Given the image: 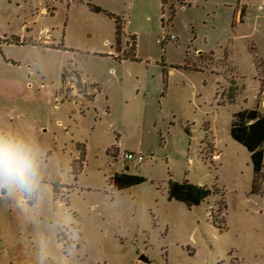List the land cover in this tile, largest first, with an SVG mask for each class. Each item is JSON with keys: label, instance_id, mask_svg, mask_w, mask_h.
I'll list each match as a JSON object with an SVG mask.
<instances>
[{"label": "rangeland", "instance_id": "374dc122", "mask_svg": "<svg viewBox=\"0 0 264 264\" xmlns=\"http://www.w3.org/2000/svg\"><path fill=\"white\" fill-rule=\"evenodd\" d=\"M236 1L0 0V134L42 161L39 191L0 189V264H264V147L253 189L229 135L264 114V13L241 0L235 22ZM121 174L144 182L117 191ZM169 181L211 195L187 208Z\"/></svg>", "mask_w": 264, "mask_h": 264}, {"label": "trees", "instance_id": "16d2710c", "mask_svg": "<svg viewBox=\"0 0 264 264\" xmlns=\"http://www.w3.org/2000/svg\"><path fill=\"white\" fill-rule=\"evenodd\" d=\"M170 0H160L161 7L169 3ZM173 16V9L170 8ZM171 20V19H170ZM164 42V40H163ZM134 50V49H133ZM164 71H162L163 73ZM233 120L230 124V138L243 147L249 154L250 164L253 172V189L262 179L263 169V153L264 147V114L256 108L251 110H242L232 116ZM114 189L123 191L130 187L137 186L144 182L141 177L121 174L111 179ZM263 186V185H262ZM211 192L203 187L192 185L187 182L176 183L169 181L167 188V199L180 203L187 208L198 207L201 203L209 198ZM215 222V219H214Z\"/></svg>", "mask_w": 264, "mask_h": 264}, {"label": "clouds", "instance_id": "9594fccd", "mask_svg": "<svg viewBox=\"0 0 264 264\" xmlns=\"http://www.w3.org/2000/svg\"><path fill=\"white\" fill-rule=\"evenodd\" d=\"M41 163L37 147L0 134V189L39 191Z\"/></svg>", "mask_w": 264, "mask_h": 264}, {"label": "crops", "instance_id": "0c3cea01", "mask_svg": "<svg viewBox=\"0 0 264 264\" xmlns=\"http://www.w3.org/2000/svg\"><path fill=\"white\" fill-rule=\"evenodd\" d=\"M256 2H257V4H256V9H257V11H258V6H260L261 4H262V2H263V0H256ZM236 10L234 11V16H233V20L235 21V22H239L240 24L242 23V22H244V20H245V18H246V14H247V12H246V10H245V6L244 5H242L241 4V0H237L236 1ZM242 6H241V5ZM237 9H238V11H237ZM249 51H250V53L252 54V57H253V61H254V68H255V70L257 71V70H259V73H258V75L257 76H261V75H264V64L262 63V62H260L259 60H258V57L256 56V53H254V49L251 47L250 49H249ZM254 53V54H253ZM200 53H198L197 54V57H200ZM212 56V58H209L210 60V62H208V63H200V62H192V64L191 65H189V66H186L185 67V69H187V70H190L191 69V71L192 70H194L195 72H200L201 70H203V68H206V69H208V70H211L212 72H213V70L215 69L214 67V65H215V63L213 62V60H214V56L213 55H211ZM224 56H225V54H224ZM206 57H204V59H205ZM203 59V60H204ZM203 60H201V61H203ZM258 60V62L257 63H255L256 61ZM208 61V60H207ZM203 62H205V61H203ZM193 66H194V68H193ZM250 68H251V66H250ZM227 71V70H226ZM165 72H167V71H165L164 70V73ZM232 74L233 73H229L228 75L230 76V77H233L232 76ZM216 76H219V75H216ZM223 81H225V80H223ZM234 80L233 79H231V82L232 83H234L233 82ZM232 83H230L229 82V80H227V81H225V84H220V83H217L218 85H217V87H218V89H222L223 91H226V89H235V86L232 84ZM231 84V85H230ZM222 85V86H221ZM259 90H264V80L262 81V82H260L259 83ZM258 90V91H259ZM222 91V92H223ZM208 144H210V143H208Z\"/></svg>", "mask_w": 264, "mask_h": 264}, {"label": "built area", "instance_id": "2783aa9c", "mask_svg": "<svg viewBox=\"0 0 264 264\" xmlns=\"http://www.w3.org/2000/svg\"><path fill=\"white\" fill-rule=\"evenodd\" d=\"M258 11L264 13V0L260 6H258ZM167 38H164V41H166ZM170 41H175V38L173 36L169 37ZM124 161L128 162H135L137 164H140L143 162V157L140 153L137 154H131V153H124L123 154ZM212 162H219L220 161V155L214 154L211 159ZM29 199V198H28ZM30 200V199H29Z\"/></svg>", "mask_w": 264, "mask_h": 264}, {"label": "water", "instance_id": "95a60500", "mask_svg": "<svg viewBox=\"0 0 264 264\" xmlns=\"http://www.w3.org/2000/svg\"><path fill=\"white\" fill-rule=\"evenodd\" d=\"M261 108L264 111V102L261 104ZM138 263L140 264H151L145 257L140 256L139 259L137 260Z\"/></svg>", "mask_w": 264, "mask_h": 264}]
</instances>
